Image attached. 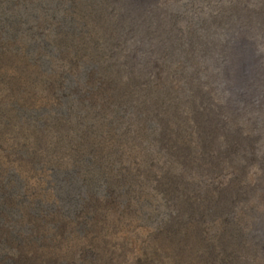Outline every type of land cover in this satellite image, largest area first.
<instances>
[{
  "label": "rangeland",
  "instance_id": "374dc122",
  "mask_svg": "<svg viewBox=\"0 0 264 264\" xmlns=\"http://www.w3.org/2000/svg\"><path fill=\"white\" fill-rule=\"evenodd\" d=\"M0 264H264V0H0Z\"/></svg>",
  "mask_w": 264,
  "mask_h": 264
}]
</instances>
